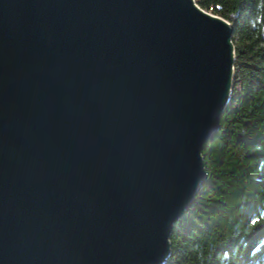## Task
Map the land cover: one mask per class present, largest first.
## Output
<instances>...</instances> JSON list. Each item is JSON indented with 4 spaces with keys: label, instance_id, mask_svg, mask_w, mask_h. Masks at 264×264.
<instances>
[{
    "label": "water",
    "instance_id": "obj_1",
    "mask_svg": "<svg viewBox=\"0 0 264 264\" xmlns=\"http://www.w3.org/2000/svg\"><path fill=\"white\" fill-rule=\"evenodd\" d=\"M231 35L193 0H0V264H162Z\"/></svg>",
    "mask_w": 264,
    "mask_h": 264
},
{
    "label": "trees",
    "instance_id": "obj_2",
    "mask_svg": "<svg viewBox=\"0 0 264 264\" xmlns=\"http://www.w3.org/2000/svg\"><path fill=\"white\" fill-rule=\"evenodd\" d=\"M232 27L230 94L162 264H264V0H193Z\"/></svg>",
    "mask_w": 264,
    "mask_h": 264
},
{
    "label": "built area",
    "instance_id": "obj_3",
    "mask_svg": "<svg viewBox=\"0 0 264 264\" xmlns=\"http://www.w3.org/2000/svg\"><path fill=\"white\" fill-rule=\"evenodd\" d=\"M204 12H206V13H208V14H210V15H213V13H212V9H211V8H209L207 11H204Z\"/></svg>",
    "mask_w": 264,
    "mask_h": 264
},
{
    "label": "bare ground",
    "instance_id": "obj_4",
    "mask_svg": "<svg viewBox=\"0 0 264 264\" xmlns=\"http://www.w3.org/2000/svg\"><path fill=\"white\" fill-rule=\"evenodd\" d=\"M217 131V130H216Z\"/></svg>",
    "mask_w": 264,
    "mask_h": 264
}]
</instances>
